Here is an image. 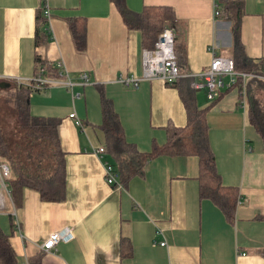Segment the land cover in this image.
Wrapping results in <instances>:
<instances>
[{"label":"crops","instance_id":"crops-1","mask_svg":"<svg viewBox=\"0 0 264 264\" xmlns=\"http://www.w3.org/2000/svg\"><path fill=\"white\" fill-rule=\"evenodd\" d=\"M222 0H125L132 12L166 6L174 20V48L184 72L206 69L216 54L244 62L264 56V0L243 3L236 50L234 24L214 17ZM47 5L46 40L35 42V18ZM85 22V49L72 40L68 20ZM141 33L128 28L112 0H0V75L5 81L35 74V57L62 68L74 84L48 86L29 95L33 116L55 118L65 162V198L43 201L24 187L15 203L6 199L0 228L20 264H264V150L238 104L239 89L222 88L206 113L208 137L222 184L235 187L232 220L199 194L195 156L160 155L142 175L106 183L108 152L102 128L103 93L116 111L125 138L140 151L166 141V127L186 124L175 86L143 80L124 86L123 75L141 74ZM87 74L88 84H80ZM189 81V80H188ZM36 92V93H37ZM198 107L209 103L204 90L193 93ZM74 113V118L70 114ZM75 119L83 126L76 125ZM113 162V161H112ZM12 219V220H11ZM18 221L19 231L14 221ZM71 227L74 237L48 253L40 245L51 232ZM161 242H165L161 245ZM40 256V262L37 257Z\"/></svg>","mask_w":264,"mask_h":264},{"label":"trees","instance_id":"trees-1","mask_svg":"<svg viewBox=\"0 0 264 264\" xmlns=\"http://www.w3.org/2000/svg\"><path fill=\"white\" fill-rule=\"evenodd\" d=\"M120 12L125 25L141 33V42L153 48L159 33L174 20V12L166 6L145 7L140 12H132L125 4V0H112ZM43 7L38 10L35 18V42L39 44L46 40L47 19L43 15ZM218 16L228 18L234 24L236 36V50L242 51L237 32L242 14L243 3L240 0H222L216 4ZM68 27L76 48L85 49V22L79 18H70ZM48 34V33H47ZM175 50V48H174ZM176 54V50H175ZM238 71L253 72L264 75V56L248 59L240 56L233 58ZM183 59L178 58L179 66ZM59 68L35 57V74L54 77ZM0 79V98L10 107L13 117L12 130L17 134L15 140L8 139L0 126V160L8 164L10 175L5 180L11 198L16 203L24 187L39 193L43 201L59 202L65 198V162L61 150L55 118L33 116L29 112L28 98L33 90L28 84L16 80ZM181 78L171 85L178 90L179 96L186 110V124L182 127L168 125L166 127V141L162 145L153 144L150 151H140L135 144L126 140L118 115L111 101L100 94L102 108V128L105 136L106 152L110 155L111 164L115 167L119 179L142 175L146 165L160 155L195 156L198 159L199 194L210 199L222 211L227 220H232L237 203L235 187L222 184L216 169L214 152L208 137L206 113L216 102L217 96L209 100L206 107H198L190 87V80ZM241 78L236 87L241 89ZM235 86L229 87L236 88ZM246 114L253 130L259 136L264 150V80L249 78L245 84ZM12 141H15L12 143ZM119 180V181H120ZM12 220V219H11ZM40 261V256L36 258ZM0 264H20L8 235L0 228Z\"/></svg>","mask_w":264,"mask_h":264},{"label":"built area","instance_id":"built-area-1","mask_svg":"<svg viewBox=\"0 0 264 264\" xmlns=\"http://www.w3.org/2000/svg\"><path fill=\"white\" fill-rule=\"evenodd\" d=\"M43 15L48 20L50 17L47 5L43 7ZM218 16L217 7H214V17ZM175 32L170 27H165L157 36L153 48H143L141 52V74L139 75H123L119 81L126 87L138 88L139 83L143 80L158 79L167 85H171L174 81L181 78L190 80V87L194 90H204L208 100H213L217 91L222 88H229L237 85L238 78H241L242 84L239 91L238 104L242 109L246 108L245 84L249 78L264 80L263 74L238 71L235 68L234 60L231 56L216 54L212 49V58L209 66L199 72H184L176 62V54L174 50ZM59 68L58 73L54 77L44 76L41 73L34 74L29 78H15L19 83L28 84L33 90H44L48 86L62 85L72 87L74 82L70 80L60 62L56 63ZM2 76L0 75V79ZM80 84H88L87 74L80 75ZM75 114L71 113L70 117L74 118ZM76 125L82 127V122L75 119ZM106 152L103 146L98 147L95 153L102 157ZM104 177L106 183L121 188L122 184L118 181V173L115 167L107 160H103ZM10 175V169L6 162L0 160V210L5 209L6 199L11 196L6 186L5 180ZM16 229L19 231L18 221H14ZM74 237L71 227H63L60 230L51 232L48 237L40 245V250L50 252L57 243L68 242ZM164 245L165 242H161ZM24 264H29L28 261Z\"/></svg>","mask_w":264,"mask_h":264},{"label":"rangeland","instance_id":"rangeland-1","mask_svg":"<svg viewBox=\"0 0 264 264\" xmlns=\"http://www.w3.org/2000/svg\"><path fill=\"white\" fill-rule=\"evenodd\" d=\"M32 93L39 94L38 92L36 93V91H33ZM0 126H2L3 132L8 139L15 140L18 138L17 134L12 130V128H14L13 117L11 115L10 107L5 103L4 98H0ZM13 142L15 141H12V143ZM0 211H5V209Z\"/></svg>","mask_w":264,"mask_h":264}]
</instances>
